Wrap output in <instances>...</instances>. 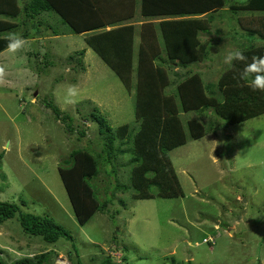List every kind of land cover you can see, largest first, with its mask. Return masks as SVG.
Instances as JSON below:
<instances>
[{"label":"rangeland","instance_id":"374dc122","mask_svg":"<svg viewBox=\"0 0 264 264\" xmlns=\"http://www.w3.org/2000/svg\"><path fill=\"white\" fill-rule=\"evenodd\" d=\"M250 12L237 13L229 6L218 10L210 32H199L201 40L211 42L209 57L186 68L167 67L172 81L166 92L194 71L216 84L230 51L262 42L247 35L237 21L238 15ZM44 14V35L32 27L35 37L25 38L23 51L0 53V64L8 69L7 83L0 86V200L54 218L74 239L47 242L25 233L19 220L10 218L0 224L3 260L14 264L50 252L52 264H76L79 252L83 264H98L107 254L124 264H171L173 257H193L195 264H264V114L228 125L211 107L181 112L186 126L195 119L207 127L204 136L188 134L186 143L169 152L183 196L133 198L125 191L133 143L118 144L125 152L117 153L112 163L102 162L92 179L100 200L109 201L108 208L85 225L78 222L59 164L76 148L96 154L103 150L105 134H99L100 123L91 113L114 128L129 123L136 129V92L93 50L86 32H72L54 11ZM50 26L60 33L55 35ZM81 49H86L84 57L77 55ZM69 84L79 85L82 99L65 107L62 96ZM50 101L70 115L74 130L57 119ZM210 237L214 245L205 242Z\"/></svg>","mask_w":264,"mask_h":264},{"label":"trees","instance_id":"16d2710c","mask_svg":"<svg viewBox=\"0 0 264 264\" xmlns=\"http://www.w3.org/2000/svg\"><path fill=\"white\" fill-rule=\"evenodd\" d=\"M228 6L237 13L251 11L247 16L238 15L237 21L247 35L258 36L262 42H252L240 49L249 62L253 56H264V0H0V53L6 50L11 34L34 38L33 27L38 36L44 35L42 14L54 11L72 32H86L85 39L93 50L125 86L136 92L135 114L139 119L136 129L129 123L114 128L104 117L91 113L100 123L99 134H105L103 150L96 154L88 148H76L59 164L62 181L81 225L97 211L105 212L108 208L109 201L100 200L92 179L101 172L102 162L112 163L118 158L117 153L125 152L118 144L123 147L133 143L126 163L130 185L125 188L133 198L183 196L169 152L186 143L188 134L194 138L204 136L207 127L195 119H189L186 126L181 112L211 107L228 125L264 114V92L253 91L249 82L238 79L243 63H236L232 69L227 66L216 84L206 82L200 72L194 71L178 79L175 90L166 92L172 81L167 67L186 68L209 57L211 42L201 40L199 32H210L216 12ZM20 28L24 32L19 33ZM53 33L58 35L60 31L53 28ZM85 52L86 49H81L77 55L84 57ZM74 58L69 55V59ZM175 73L180 77L176 69ZM48 104L57 119L67 122L69 130L75 129L68 122L69 114L63 113L53 101ZM81 133L84 135L85 130ZM125 138L129 141L125 142ZM3 154L0 153V168ZM119 189L115 184L114 190ZM14 217L25 233L40 236L47 242L74 239L54 218L26 212L16 202L0 200V224ZM77 257L76 264H83L79 252ZM114 259L107 254L98 264H124ZM50 260L51 253L42 252L34 258L17 259L14 264H52ZM0 264H7L2 256ZM171 264L195 263L173 257Z\"/></svg>","mask_w":264,"mask_h":264},{"label":"clouds","instance_id":"9594fccd","mask_svg":"<svg viewBox=\"0 0 264 264\" xmlns=\"http://www.w3.org/2000/svg\"><path fill=\"white\" fill-rule=\"evenodd\" d=\"M7 53L16 55L24 50L27 40L17 34H11L7 38ZM224 63L230 69L234 68L236 63H243L242 71L238 73V79L248 83L253 91L264 92V56H253L249 62V58L241 49L230 51L224 58ZM8 69L6 65L0 64V86L7 83ZM82 99V91L79 85L69 84L64 89L62 96V104L67 106H75Z\"/></svg>","mask_w":264,"mask_h":264},{"label":"crops","instance_id":"0c3cea01","mask_svg":"<svg viewBox=\"0 0 264 264\" xmlns=\"http://www.w3.org/2000/svg\"><path fill=\"white\" fill-rule=\"evenodd\" d=\"M138 24H140L141 23V21H139V22H137ZM139 40H140V36H139V34L137 35V43H139ZM177 171V170H176ZM238 223H237V221H236V223H234L232 226H236ZM217 228H218V225H217ZM234 229V228H233ZM233 229H231L230 230V232H233L234 230ZM191 258H193V257H191ZM190 258V259H191ZM192 260V259H191Z\"/></svg>","mask_w":264,"mask_h":264},{"label":"built area","instance_id":"2783aa9c","mask_svg":"<svg viewBox=\"0 0 264 264\" xmlns=\"http://www.w3.org/2000/svg\"><path fill=\"white\" fill-rule=\"evenodd\" d=\"M205 240V242H208V243H210L211 242V244H213L214 245V243H215V239L213 238V237H210V238H206V239H204Z\"/></svg>","mask_w":264,"mask_h":264},{"label":"water","instance_id":"95a60500","mask_svg":"<svg viewBox=\"0 0 264 264\" xmlns=\"http://www.w3.org/2000/svg\"><path fill=\"white\" fill-rule=\"evenodd\" d=\"M35 95H37V94H35Z\"/></svg>","mask_w":264,"mask_h":264}]
</instances>
